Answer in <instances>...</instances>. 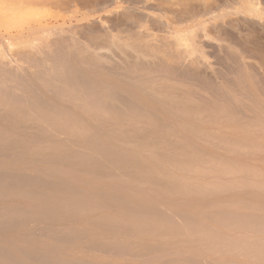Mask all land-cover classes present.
I'll use <instances>...</instances> for the list:
<instances>
[{"label":"bare ground","instance_id":"obj_1","mask_svg":"<svg viewBox=\"0 0 264 264\" xmlns=\"http://www.w3.org/2000/svg\"><path fill=\"white\" fill-rule=\"evenodd\" d=\"M175 13L153 46L0 51V264H264V104L186 87L210 34Z\"/></svg>","mask_w":264,"mask_h":264},{"label":"rangeland","instance_id":"obj_2","mask_svg":"<svg viewBox=\"0 0 264 264\" xmlns=\"http://www.w3.org/2000/svg\"><path fill=\"white\" fill-rule=\"evenodd\" d=\"M211 2L212 4H210ZM208 3L210 4V8L206 9ZM204 6L206 7L204 8ZM189 8H195V10L200 12L199 16L201 15L202 18L198 17L197 21H206L205 26L210 36L202 40L204 45L202 50H204L203 52L206 56L208 66L195 68L194 65H186L189 70L193 69L194 71L195 68L196 71L194 72H197L200 75L199 78H201L199 80L192 78H190L191 80L186 79L189 84H185L187 85L186 87L192 89L196 86L199 90L193 88L194 93L196 92L197 94V91H200L198 93H206L208 96H211L209 92H212L214 90L212 89L214 88L213 86L218 85L219 82L221 86L224 85L227 88L230 85L233 86L232 88L230 86V88L234 90L228 94L230 96L236 95L234 97L242 104L247 105L251 103V98L254 95L260 103L264 104V0H0V51H3L7 59H18L21 54H25L28 51L26 46L27 42L37 36L41 38H39L40 41H44L48 37L46 40L50 42L46 40L44 42L50 46H55L52 43V39L53 37L54 39H58L59 36L56 38L57 35H52L56 34L54 32L51 33V36L48 33L46 37L44 34H47V32H42V27L45 26L43 29L46 27L51 28L52 26L57 28L62 27V25H64V29L68 28L65 30L68 34L63 33L66 35L64 38H68H66V41L70 39L76 40L75 42L78 41L77 43L71 42L70 47H72L71 45H79L82 46V48L79 47L81 50L86 49L84 48L86 47L85 45L93 44L94 40L101 44L107 39L110 41L111 38L121 43L129 42L128 44H133L135 42L134 44L139 43V45H144L147 42L149 43L147 45L153 46L154 43L144 36L145 32L147 34L148 32L149 34L153 33V35L159 38L167 36L166 30L163 29L164 27L162 28L163 25L161 24L160 17L171 20L176 14L175 11ZM204 9L209 14H204ZM38 28L40 32L37 31ZM69 29H74V33L72 32L70 34L69 32L71 30ZM30 31H35V36L20 37L21 33ZM69 34L75 35L73 36L74 39ZM212 36L217 38L218 41L222 40L220 42L221 45L216 41L217 39L213 40ZM39 39L34 44L39 45ZM55 48L57 49L58 47L55 46ZM216 48L220 50L218 51ZM238 48H242L245 57H247L245 59V67L247 70L239 62L238 54L236 53ZM90 49L89 51L88 49L86 50L89 53L93 52V49ZM159 49L162 51L165 50V47H160ZM85 51H83L84 54L87 52ZM230 57L237 65L233 63L234 61L232 59L230 60ZM236 66L240 67V71H237L238 67L236 68ZM241 70L247 71L246 74H240L242 72ZM205 80L206 82H204ZM210 81L212 84H215L212 86L209 83ZM242 83L246 85L244 84V86ZM210 84L211 87L207 90L206 85L208 87ZM238 85L241 86L239 87V92L235 90H238ZM246 86L250 91L245 88ZM230 88H228L229 92L231 91ZM215 89H217L216 86ZM243 89L246 90L247 94H243ZM260 95L261 97H259ZM249 98L251 102H248ZM243 101H246L247 104Z\"/></svg>","mask_w":264,"mask_h":264}]
</instances>
